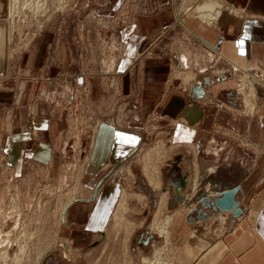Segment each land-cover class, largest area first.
<instances>
[{
  "label": "rangeland",
  "instance_id": "obj_1",
  "mask_svg": "<svg viewBox=\"0 0 264 264\" xmlns=\"http://www.w3.org/2000/svg\"><path fill=\"white\" fill-rule=\"evenodd\" d=\"M205 3L197 0L187 4L174 3L178 16L176 27L172 24L155 33L141 32L140 49L128 66L120 68L118 61L126 42L124 28L133 26L134 18L142 12L145 3L131 0L116 4L112 0H8V12L2 22L6 32L7 65L0 74V203H3L0 206V233H3L0 239L8 237L9 245L0 243V264H55L56 260L57 264H156V260L161 264H175L173 254L180 243L175 241L176 234L172 230L183 217L178 219V212L174 211L188 202H175L170 189V182L181 187L182 184L176 181L186 175L173 179L178 161L183 162L185 155L197 153L199 158L204 157L210 162L227 149H238L240 154L256 159V173L249 180L252 187L264 183V148L260 146H264L263 136L257 129L261 118L248 112V109L256 108L253 88L256 90L260 82L248 71L245 74L234 72L229 63L219 60L201 41L212 56L200 54V66H194L197 62L188 51L187 63L181 66L177 58H170L171 68L163 94L175 90L186 106L198 104L213 109L212 116L217 114V119L209 124L208 139L202 145L179 143L174 124L179 123L181 116L172 118L155 112L148 115L138 127V145L121 161L109 167L105 165L107 173L102 181L117 183L120 196L114 215L109 216L108 224L100 231L103 234L97 237L94 233L95 239L88 245L77 247L62 222L68 204L82 195V179L99 123L125 126L128 119L134 118L133 107L138 102L136 89L140 85L143 59L151 55L152 46L172 29L176 32L178 29L173 48L180 54L182 49L176 47L183 42L184 33L187 34L182 17L202 23L197 13L200 5ZM213 17L211 22L217 18L216 15ZM203 22L208 26V21ZM125 34L129 33L126 31ZM43 40L47 41L45 58L42 63L35 64L28 54ZM191 50L199 54L198 49L192 47ZM120 75L128 78L126 89L118 82ZM202 76L229 77L232 83L222 86L215 97L210 96L208 102H203L194 97V83ZM92 77L100 81V92L96 96L90 93ZM77 78H81L80 84ZM43 82H46L45 87ZM237 86L242 87V91ZM248 95L251 96L249 99ZM36 103L41 106L33 113ZM220 114L222 121H219ZM34 116L46 117L50 122L49 131L44 135L33 127L31 149L22 145L20 162L8 161L6 138L18 127L30 124ZM230 116L242 118L243 124L238 123L235 127L227 123ZM173 119L176 123H172ZM246 119L253 120L252 130H248ZM42 143L48 148V156L30 160L33 150ZM196 163L194 161L193 184L198 178ZM156 179L159 181L157 187L152 183ZM167 190L169 196L163 198L162 194ZM251 199L252 196H247V200ZM204 206L199 198L194 205L187 206L189 212L184 211L193 230L202 231L208 227L202 223L207 217L206 220L214 222L212 229L225 231L230 228V221L224 215L226 212L219 211L225 220L220 224L219 213L210 216L211 210H205ZM167 217L172 219L166 226L169 235H159L156 224L165 226ZM176 219L179 220L177 223ZM195 221L200 225L194 224Z\"/></svg>",
  "mask_w": 264,
  "mask_h": 264
},
{
  "label": "crops",
  "instance_id": "obj_2",
  "mask_svg": "<svg viewBox=\"0 0 264 264\" xmlns=\"http://www.w3.org/2000/svg\"><path fill=\"white\" fill-rule=\"evenodd\" d=\"M118 1L121 2L122 0H112L114 4ZM131 1L143 2L145 6L141 8L140 11L142 12L134 18L133 26L124 28L123 36L126 42L122 47L118 61L121 64L120 68L128 66L133 61L136 52L142 45V33H155L172 24L176 27L175 18L177 19L178 16L174 3L179 1L181 4H187L196 0ZM199 1L197 0V2ZM215 1L222 8L220 15H216L218 18H216V23L213 26L195 22L191 17H182L187 34L184 33L183 42H180L179 46L176 47L182 49L180 54H177L173 48L176 40L175 33L178 32V29L177 32L176 29H172L152 46L151 55L143 59L140 85L139 89L138 87L136 89L138 102L137 106L133 107L134 118L128 119L124 124L125 126L106 122L99 123L93 146L88 154L86 172H84L82 179V195L73 202L71 201L68 207L66 206L67 210L64 211L62 219V222L68 227L69 238L74 240L77 247L88 245L95 239L94 233L97 234V237L100 236V233L103 234L100 231L104 230L109 218L114 215L116 210H113L120 196V189L117 183L114 184V181L103 182L102 177L106 176L104 175L107 173L106 166L121 161L138 145L140 141L138 127L144 123L148 115L155 112L169 115L172 118L181 116V120H178L179 123H176L174 119L172 120V123H176L174 124L176 125L174 132L180 138L179 143L190 142L202 145L208 139L209 124L212 123L213 119H217V114L212 116L214 114L213 109L198 104L186 106L181 95L175 90L163 94L167 73L171 68L170 58H177L179 66H181V64L187 63L188 51L195 57L193 60L197 62V65L194 66H200V64L202 65L198 61L201 58L199 57L200 54H203L204 57L206 54V57L212 56L213 53L208 51L210 49L216 53L219 60H224L232 67L238 68L239 72L245 74L248 71L255 76L259 80L260 86L258 85L256 90L253 88V98H257V102H254L256 108H254L253 113L261 118L257 123V129L262 131L260 134L263 136L264 144V0ZM135 7L138 8L136 4ZM231 8L237 14L233 13ZM7 12L8 0H0V30H2L0 31V74L4 72L7 65L5 58L7 51L6 32L5 25L2 23ZM126 31L129 34L126 35ZM46 46V40H43L38 48L34 45V49L28 54L29 59L34 60L35 64L42 63L45 58ZM192 47L195 50L198 49L199 54L198 51L194 53L195 51L191 50ZM26 58L28 59V57ZM120 76H118V82L121 83L122 89H126L128 78L126 75ZM80 80L81 78H77L78 84L82 82ZM198 80L194 83L196 93L194 97H199L203 102L205 100L208 102L209 99L207 98L210 96L215 97L222 86H228L232 83L229 77L214 79L211 76H202ZM42 84L43 87L46 86V82ZM89 86L93 96L100 92V81L97 78L92 77ZM39 106H41L39 103L33 106V113L38 112ZM219 117V121H222L221 114ZM241 119L230 116L227 123L236 127L238 123L243 124L240 122ZM245 121L246 125L249 124L248 130H252L253 120L246 119ZM33 127L44 134L49 131L50 122L46 117L36 118L34 116L30 124L18 127L12 136H8L5 141V148L9 154L8 161L20 162L22 145L31 149V129ZM40 146L33 150L32 156L29 157L30 160L48 156V148L45 144L42 143ZM260 146L264 148V146ZM189 148L191 150V147ZM182 159L183 162L178 161V164L175 165L177 173L173 174V179L186 174L180 178L185 181L183 191V186H174V183L170 182L172 192L178 195L184 193L182 200L188 201L179 205V208L174 211L178 212V217H183L180 219L177 228L172 230L176 234L175 241L180 243L174 254L175 264H264V183L252 187L249 182L250 177L256 173L254 156L249 157L248 154L244 156L238 152V149L233 148L215 156L210 162L204 157L199 158L197 153L194 156L185 155ZM194 161L197 162L198 178L193 184ZM87 175L88 178L86 179ZM233 187L237 188L234 198L241 212L235 218L232 217L231 212L224 214L227 217L226 220L230 221V228L225 231L212 229L211 225L214 222H211L212 219L206 220L207 217L202 220V223L208 227L202 231L193 230L190 222L185 219L184 211L189 212L188 209H190L187 206L194 205L199 198L201 200L207 198L206 203H211L222 191ZM205 193L206 196H203ZM162 196L168 197V190ZM247 196H252V199L247 200ZM173 200L178 202L175 195ZM2 204L0 203V206H3ZM207 205L204 206V209L211 210L210 216L219 213L211 205ZM2 208L4 209V207ZM112 211L113 213L110 215ZM218 215L220 224H223L224 218L220 213ZM189 220L191 219L189 218ZM194 224L200 225V222L195 221ZM2 234L0 233V235ZM77 259L80 258L77 257ZM62 260H65L64 257ZM57 262L56 260L55 264Z\"/></svg>",
  "mask_w": 264,
  "mask_h": 264
},
{
  "label": "bare ground",
  "instance_id": "obj_3",
  "mask_svg": "<svg viewBox=\"0 0 264 264\" xmlns=\"http://www.w3.org/2000/svg\"><path fill=\"white\" fill-rule=\"evenodd\" d=\"M200 1H203V2H206L205 4H202V5H200V11L197 13V16H199V17H197L200 21L202 20V23H204L203 22V20L204 21H208L207 23H208V25L209 26H213L215 23H216V20L215 21H213V22H211L212 20H214V15H220V11H221V8H222V6L219 4V3H217L215 0H200ZM207 4V5H206ZM230 10H232L233 11V13H235V14H237L236 12H235V10L234 9H230ZM193 14L195 13L194 11L192 12ZM230 13V12H229ZM232 13V14H233ZM210 15H212V17L210 16ZM218 16H217V18H218ZM211 22V23H210ZM232 70H234V72H239V70H238V68H236V67H232ZM241 86V85H240ZM240 86H237V89L239 90V91H242V87H240ZM243 86V85H242ZM251 96L250 95H248L247 96V98L249 99ZM253 111H254V109L252 108V109H248V112H250V114H252L253 113ZM147 169V168H146ZM145 170V169H144ZM147 175V174H146ZM158 178V177H157ZM152 183L155 185V187H157V186H159V181H157V179L156 180H153L152 181ZM179 183L180 184H182L181 186H183L182 187V191H183V188H184V186H185V183H183L181 180H179ZM183 194L184 193H182L181 195H178V194H174L175 195V197H176V200H178V201H180V200H182L183 199ZM178 195V196H177ZM164 198V197H163ZM73 201V200H72ZM204 205H207V206H210L212 203H206V202H204L203 203ZM161 206V205H160ZM212 206V205H211ZM166 207V206H165ZM213 207V206H212ZM66 211V210H65ZM218 211H220V210H218ZM179 212H180V210H179ZM220 212H231L232 213V216L235 218V217H237V216H234V214H233V211L232 210H228V211H220ZM158 213V212H157ZM177 213V212H176ZM181 214V213H180ZM176 216V215H175ZM121 218V217H120ZM175 218V217H174ZM164 219V218H163ZM178 219H179V217H178ZM178 219H176V221H175V223H177L179 220ZM175 220V219H174ZM156 221V220H155ZM164 222V221H163ZM170 222H172V219H170V218H168L167 217V220H166V222H165V226H161V224L160 225H158V223L156 224L157 225V228L156 229H159V232H160V234L159 235H161V234H164L165 236L168 234L169 235V232H167L166 231V226L168 225V224H170ZM152 227V226H151ZM154 227V226H153ZM153 227H152V229H153ZM154 229H155V227H154ZM156 232H158L157 230H156ZM167 238V237H166ZM168 239V238H167ZM8 240H9V238L8 237H6V238H4V239H1V242L0 243H2L3 245H6L7 243H8ZM8 245H9V243H8ZM20 245V244H19ZM22 248V247H21ZM156 249V248H155ZM8 250V249H7ZM161 250V249H160ZM20 251V250H19ZM21 251H22V249H21ZM20 251V252H21ZM160 252V251H159ZM161 252H162V250H161ZM23 253V252H22ZM158 253V251H155V254H157ZM2 254V253H1ZM159 254V253H158ZM162 254V253H161ZM3 255H5L6 256V254H3ZM2 255V256H3ZM23 254H21V256H22ZM174 255V254H173ZM5 256H3L4 258H5ZM16 256H19L18 254L16 255ZM21 256H19V257H21ZM154 256V255H153ZM22 257H24V256H22ZM158 257H160V256H158ZM162 257H163V255H162ZM170 257V256H169ZM1 258V257H0ZM7 258H8V256H7ZM22 259V258H21ZM158 259H160V258H158ZM165 259V258H164ZM17 260V259H16ZM150 260V259H149ZM148 261V260H147ZM147 261H144V263L146 262L147 263ZM153 261V260H152ZM151 261V262H152ZM157 262H158V264L160 263L161 264V262L160 261H158V260H156ZM161 261H163V260H161ZM172 261V260H171ZM142 262V261H141ZM157 262H156V264H157ZM143 263V262H142ZM173 263V262H172ZM148 264V263H147ZM151 264V263H150Z\"/></svg>",
  "mask_w": 264,
  "mask_h": 264
},
{
  "label": "water",
  "instance_id": "obj_4",
  "mask_svg": "<svg viewBox=\"0 0 264 264\" xmlns=\"http://www.w3.org/2000/svg\"><path fill=\"white\" fill-rule=\"evenodd\" d=\"M236 191V187L222 191L218 196H216V198H214V200L211 202V205L214 209H218L220 211L232 210L234 216L239 215L241 210L239 209L237 201L234 198ZM206 200L208 199L203 198L201 202L204 203Z\"/></svg>",
  "mask_w": 264,
  "mask_h": 264
}]
</instances>
